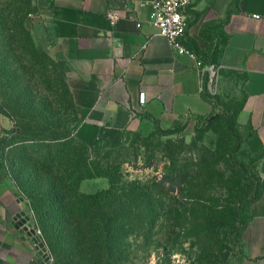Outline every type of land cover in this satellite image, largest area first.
<instances>
[{"label": "crops", "instance_id": "0c3cea01", "mask_svg": "<svg viewBox=\"0 0 264 264\" xmlns=\"http://www.w3.org/2000/svg\"><path fill=\"white\" fill-rule=\"evenodd\" d=\"M154 2L37 0L32 31L69 66L77 138L116 148L138 130L170 129L211 115L214 104L204 93H213L201 89L202 65H215L221 78L234 79L241 97L237 122L264 131V0H193L183 43L194 56L178 53L160 34ZM110 12L119 15L115 23ZM2 126L0 118V135ZM88 180L105 185L86 191ZM108 184L106 178L86 179L81 189L95 192ZM23 211L31 215L27 199L0 167V264L39 258L33 238L19 226ZM251 213L243 232L247 258L230 264H264V193ZM29 226L36 227L33 219Z\"/></svg>", "mask_w": 264, "mask_h": 264}, {"label": "trees", "instance_id": "16d2710c", "mask_svg": "<svg viewBox=\"0 0 264 264\" xmlns=\"http://www.w3.org/2000/svg\"><path fill=\"white\" fill-rule=\"evenodd\" d=\"M36 3L37 0H0L1 86L12 99L7 106L11 112L7 113L18 117L17 131L24 136L18 140L21 146L16 147L21 158L20 194L34 212V225L41 230L53 256L51 264H137L141 258L149 259L153 247L166 250L162 238L167 235L171 240L175 234L180 217L165 195L181 188L186 197L193 198L195 190L202 189L200 179L205 173L210 170L213 175L217 171L212 163L218 153L199 152L192 157V163H187L179 158L180 151L167 152L170 163L164 166L161 176L129 179L123 165L131 162L121 153L127 143L104 149L98 140L88 145L77 138L76 132L75 137L67 134L65 120L59 115L73 109L80 125L70 83H64L61 73L55 77L45 74V93L39 95L33 89L34 62L41 63L42 71L47 70L44 61L35 58L34 34L25 27ZM21 35H25L24 40ZM63 63L67 65L68 78L69 66ZM204 94L212 102L209 94ZM0 167H4L2 159ZM93 178H106L108 187L83 191L82 181ZM168 221L164 233L162 225ZM245 258L247 255L235 260ZM215 264L226 263L221 257Z\"/></svg>", "mask_w": 264, "mask_h": 264}, {"label": "rangeland", "instance_id": "374dc122", "mask_svg": "<svg viewBox=\"0 0 264 264\" xmlns=\"http://www.w3.org/2000/svg\"><path fill=\"white\" fill-rule=\"evenodd\" d=\"M37 13L36 6L25 20V27L32 35L31 22ZM20 38L24 40L25 35ZM33 39L35 58L43 60L47 67L44 72L41 63L34 62L36 72L33 89L37 90L39 95L45 93V74L55 77L56 73H61L64 83L68 84L67 65L63 63L64 60L44 48L34 35ZM1 83L2 78L0 118L3 126L0 135V159L4 165L3 172L17 183L19 189L18 184L22 177L19 163L21 158L16 154V147L21 146L18 140H23L24 136L17 131L18 117L7 113L11 112L7 106L11 105L12 99L9 91L6 93V90L2 89ZM239 96L234 79L227 76L221 78L220 69L214 92L209 96L214 103L211 115L190 117L169 130H138L122 148L124 150L121 153L127 155L131 162L123 165L124 173L129 175L127 178L142 180L150 179L154 175L161 176L164 166L170 163L167 152L180 151L179 158L187 163H192V157L199 152L211 150L218 153L212 163V168L217 171L213 175L210 170L205 173L200 179L202 189L197 188L193 198L186 197L181 188L168 191L165 195L169 206L174 205L180 217L174 228L175 234L171 240H167V235L162 238L167 251L161 247H153L149 259L141 258L137 264H192L201 260L205 264H215L220 262L221 257L229 264L246 255L243 230L252 217V204L264 193V131L241 126L236 122V110L241 104ZM59 118L65 120L63 125L67 134L75 137L79 122L75 119L73 109L62 113ZM7 137L8 142L5 143L4 139ZM175 157L176 154L173 159ZM101 184L105 185L102 180H88L84 182L83 188L86 191L95 190ZM177 215L172 213V216ZM174 221L171 224H174ZM168 224L169 221L162 225V232L165 233ZM49 254L53 261L50 251ZM140 255L143 256V253Z\"/></svg>", "mask_w": 264, "mask_h": 264}, {"label": "built area", "instance_id": "2783aa9c", "mask_svg": "<svg viewBox=\"0 0 264 264\" xmlns=\"http://www.w3.org/2000/svg\"><path fill=\"white\" fill-rule=\"evenodd\" d=\"M192 2L193 0H155L152 19L160 34L167 38L175 51L180 54L188 53L194 56L183 43L189 26L188 8ZM109 18L112 23H115L119 19V15L110 12ZM199 65H201L200 62ZM200 75L201 89H209L213 93L218 67L215 65H202ZM141 100H145L144 93L141 95ZM30 213L33 218V210ZM37 232L40 234V230L37 229Z\"/></svg>", "mask_w": 264, "mask_h": 264}, {"label": "water", "instance_id": "95a60500", "mask_svg": "<svg viewBox=\"0 0 264 264\" xmlns=\"http://www.w3.org/2000/svg\"><path fill=\"white\" fill-rule=\"evenodd\" d=\"M20 221L19 226H22L24 230L30 235L34 242L35 248L37 249L39 258L33 260L31 264H51L52 259L48 251V247L43 241L41 235L37 232L36 227H30L29 223L32 221V216L27 212L23 211L19 214Z\"/></svg>", "mask_w": 264, "mask_h": 264}]
</instances>
